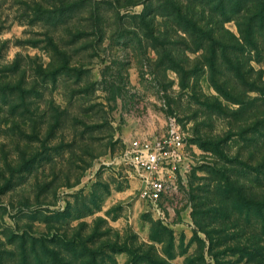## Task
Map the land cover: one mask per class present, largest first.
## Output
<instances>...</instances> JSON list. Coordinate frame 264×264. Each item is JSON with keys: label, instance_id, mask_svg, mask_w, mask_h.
<instances>
[{"label": "rangeland", "instance_id": "obj_1", "mask_svg": "<svg viewBox=\"0 0 264 264\" xmlns=\"http://www.w3.org/2000/svg\"><path fill=\"white\" fill-rule=\"evenodd\" d=\"M166 1L0 0V264H264V20ZM172 117L158 212L125 151Z\"/></svg>", "mask_w": 264, "mask_h": 264}, {"label": "built area", "instance_id": "obj_2", "mask_svg": "<svg viewBox=\"0 0 264 264\" xmlns=\"http://www.w3.org/2000/svg\"><path fill=\"white\" fill-rule=\"evenodd\" d=\"M185 148L183 131L173 117L166 134L153 138L136 136L126 145L125 156L142 178L141 196L155 211L161 212L162 201L173 193V175L189 167Z\"/></svg>", "mask_w": 264, "mask_h": 264}, {"label": "trees", "instance_id": "obj_3", "mask_svg": "<svg viewBox=\"0 0 264 264\" xmlns=\"http://www.w3.org/2000/svg\"><path fill=\"white\" fill-rule=\"evenodd\" d=\"M223 0H220L222 2ZM169 6H171L172 12L170 13L172 16H174V20L177 23V25H181L182 21L185 19L183 18L182 15V10H183V4L181 0H167L166 1ZM232 3V7L235 10L240 9L242 6H247V7H253L257 10L255 15L259 16L261 21L264 20V0H230ZM250 5V6H248ZM150 14H147L144 12L142 14V17L145 19L148 18ZM184 31L187 33L189 32L191 34V31L194 34H197V41L201 42H208L209 44H224L219 40L217 35H215V31L212 28H208L207 25L203 26L201 25L197 20L190 18V20L187 21L186 26L184 28ZM166 43V42H165ZM56 253L55 251H53ZM58 260L55 261L54 264H68V261L66 260L65 257H60L57 254Z\"/></svg>", "mask_w": 264, "mask_h": 264}]
</instances>
